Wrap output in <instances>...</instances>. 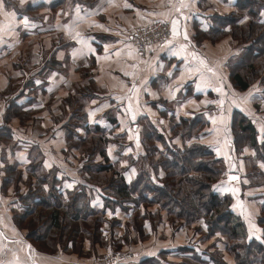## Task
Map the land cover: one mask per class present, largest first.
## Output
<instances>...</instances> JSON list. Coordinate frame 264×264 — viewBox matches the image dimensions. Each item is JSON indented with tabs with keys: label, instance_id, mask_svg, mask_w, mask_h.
I'll use <instances>...</instances> for the list:
<instances>
[{
	"label": "crops",
	"instance_id": "0c3cea01",
	"mask_svg": "<svg viewBox=\"0 0 264 264\" xmlns=\"http://www.w3.org/2000/svg\"><path fill=\"white\" fill-rule=\"evenodd\" d=\"M235 2L0 0V264H94L112 246L132 253L123 264H211L191 229L173 226L161 211L157 221L144 218L159 205L123 210L112 197L111 183L121 177L129 185L138 174L144 123L166 136L171 116L203 122L197 139L225 168L217 192L232 198L248 237L261 236L264 187L246 177L255 151L233 149L231 123L239 113L263 142L264 91H238L227 67L235 43L205 36ZM159 21L170 24V37L141 59L128 31ZM100 133L105 155L90 152ZM77 195L88 233L61 242L51 233L27 238L24 226L35 218L27 212ZM222 259L232 264L226 252Z\"/></svg>",
	"mask_w": 264,
	"mask_h": 264
},
{
	"label": "trees",
	"instance_id": "16d2710c",
	"mask_svg": "<svg viewBox=\"0 0 264 264\" xmlns=\"http://www.w3.org/2000/svg\"><path fill=\"white\" fill-rule=\"evenodd\" d=\"M234 6L233 13L214 16L205 36L212 43L225 37L235 43L238 53L227 62V67L230 81L238 91L254 85L264 91V0H236ZM169 121L170 131L166 136L153 129L151 124L144 123L142 153L133 164L137 166L138 174L129 185L121 177L114 184L109 183L113 199L123 210H126L124 205L127 203L159 205L158 211L154 214L146 212L144 218L157 221L161 211L173 226L191 229L193 233L203 232L205 240L215 239L214 245L222 244L223 251L232 258V264H264V199L260 201L256 220L261 236L249 238L244 222L232 211V198L216 190L225 168L223 161L197 139L203 122L196 116L181 117L176 121L171 116ZM68 132L72 134L70 129ZM231 132L235 151L243 146L255 151L253 158L247 160L250 163L246 172L248 185L264 187V141H257L254 128L239 113L232 118ZM103 137L104 133H100L90 152L98 150L105 155L107 140ZM167 138H179L181 144L175 145ZM121 144L119 146L123 148ZM14 169L13 166L9 168L10 171ZM37 192L42 201L41 191ZM84 204L83 197L79 195L71 197L67 204L54 198L48 209L39 204L42 207L40 210L27 212L28 216L35 215L34 220L24 226L27 238L39 240L51 233L54 242H61L65 234L77 240L82 232H89L85 223H79L84 219L79 206ZM96 230L94 223L91 238ZM217 255H207L208 261L211 264H227Z\"/></svg>",
	"mask_w": 264,
	"mask_h": 264
},
{
	"label": "built area",
	"instance_id": "2783aa9c",
	"mask_svg": "<svg viewBox=\"0 0 264 264\" xmlns=\"http://www.w3.org/2000/svg\"><path fill=\"white\" fill-rule=\"evenodd\" d=\"M170 28V24L163 21L132 27L128 32L139 57L146 58L151 47L167 41ZM130 258L131 255L124 256L119 251H110L96 259L94 264H123Z\"/></svg>",
	"mask_w": 264,
	"mask_h": 264
},
{
	"label": "rangeland",
	"instance_id": "374dc122",
	"mask_svg": "<svg viewBox=\"0 0 264 264\" xmlns=\"http://www.w3.org/2000/svg\"><path fill=\"white\" fill-rule=\"evenodd\" d=\"M174 121H176L175 119H174ZM170 122L171 121H169L168 122V128H169V125H170ZM170 131V130H169ZM169 141L170 140H172V139H170V138H167ZM249 165V164H248ZM249 169H248V166H247V171H248ZM87 227H89V226H87ZM195 235H197L196 237L198 238V242L200 243L199 245H198V247H199V253L200 254H206V255H211V254H218L219 255V257L221 258L222 257V254H223V247H222V244H220V243H217L216 245H214V241H215V239L212 241V240H205L206 238L204 237V233L203 232H198V233H195ZM206 241V242H204V243H202V241ZM224 240V239H223ZM220 241H222V240H220ZM212 243H213V245H212ZM211 245L213 246V247H211ZM200 249L202 250V252L200 251ZM110 251H119V252H121L124 256H128V255H131L132 253L130 252V251H128V250H125V249H121L120 247L119 248H116V247H111V250ZM110 251H104V252H102L101 254H99L98 256H97V258L96 259H98L99 257H101L102 255H104V254H106L107 252H110ZM203 252H205V253H203ZM217 255V256H218ZM130 261V260H129Z\"/></svg>",
	"mask_w": 264,
	"mask_h": 264
},
{
	"label": "water",
	"instance_id": "95a60500",
	"mask_svg": "<svg viewBox=\"0 0 264 264\" xmlns=\"http://www.w3.org/2000/svg\"><path fill=\"white\" fill-rule=\"evenodd\" d=\"M237 179H238V178H237L236 176H235V177H233V176L230 177V180H231V181H233V180L235 181V180H237Z\"/></svg>",
	"mask_w": 264,
	"mask_h": 264
}]
</instances>
